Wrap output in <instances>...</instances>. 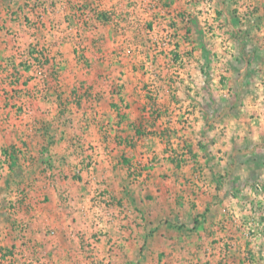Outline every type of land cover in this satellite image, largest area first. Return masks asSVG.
Listing matches in <instances>:
<instances>
[{"label":"crops","instance_id":"0c3cea01","mask_svg":"<svg viewBox=\"0 0 264 264\" xmlns=\"http://www.w3.org/2000/svg\"><path fill=\"white\" fill-rule=\"evenodd\" d=\"M131 1L0 0V120L7 119L4 121L7 125L3 126L7 129H0V213L12 215L14 211L3 206L1 196L18 186L14 171L23 162L25 171L20 172L19 177L32 180L29 187L24 185L28 191L29 213L23 216V221L28 225L27 236L33 243L35 239L46 242L52 238L44 234V229L49 223L53 226L58 222L52 218L59 212V205L55 203L60 204V200L50 206L49 198L58 200L61 196L59 223L64 237L53 236L56 240L51 243L53 247L60 243L63 251V243L72 242L74 250L63 251L72 259H93L103 264H223L220 260L222 240L215 243L218 247L209 246L204 239L206 228L199 226L201 222L195 224L185 219L191 215V210L173 202L176 193L173 194L171 187L178 189L175 179L179 178L174 166L169 165V171L167 166L162 169L148 166L147 171H139L136 181H132L134 174L128 171L127 164L136 159L140 151L152 147L151 141L155 138L146 134L160 133L167 126L164 116L176 114L172 113L170 93L162 84L165 83L162 61L153 56V48L147 42L150 23L146 15H132ZM182 1L158 0L161 18L177 23L184 14L192 18L199 15L194 8L200 9L197 3L202 0ZM209 1L208 18L216 16L228 20L249 8L251 17L261 18V23L264 20V0ZM81 6L86 11L98 7L106 18L94 25L93 32L83 31L77 23ZM135 16L142 25L137 26L132 20ZM161 27L158 22L160 30ZM247 29L252 32L248 36L240 32L244 37L237 41L239 76L243 83H247V79L254 81L253 67L264 68V25L256 23L255 27ZM77 33L81 38L80 48L75 44ZM129 44L135 46L130 53ZM35 45L50 57L49 64L60 69L61 80L46 81V89L44 84L34 83L31 76L34 68H22V62L15 58L17 52ZM192 75L191 81L199 76ZM186 76L191 75L186 72ZM152 83L160 87L156 97L161 106L147 95V85ZM19 104L29 106L19 114ZM61 114L65 116L62 122ZM40 116L49 121L45 128L51 135V144L45 151L42 149L44 139L37 137L28 145L33 150L30 159L20 160L18 156L17 161L15 156L13 160L6 155L3 151L17 142L14 135L20 134L25 123L22 122L26 121L29 130L36 133ZM53 116L57 117L53 119ZM90 160L96 163L94 170L85 172L84 164ZM4 162L5 169L2 168ZM47 162L54 167L46 168ZM165 184H169L170 189L165 188ZM102 190L109 200L104 197V202H99L94 195ZM126 206L135 212L134 227L129 223L131 219L122 213ZM127 224L134 228L132 235L128 233L131 229L125 231ZM99 227L109 231L110 242L102 238L93 240L92 234ZM120 228L124 229L120 231ZM16 234L15 227L12 230L10 224L0 221V264L11 260L17 264L16 252L23 255L30 251L28 243L20 242ZM204 243L209 247H203ZM81 244L87 245L82 247ZM5 249H12V255H5ZM240 256L238 252L230 255L226 263L240 264ZM87 260L81 264H86Z\"/></svg>","mask_w":264,"mask_h":264},{"label":"rangeland","instance_id":"374dc122","mask_svg":"<svg viewBox=\"0 0 264 264\" xmlns=\"http://www.w3.org/2000/svg\"><path fill=\"white\" fill-rule=\"evenodd\" d=\"M205 1L202 0L197 3L200 9L194 8L195 11L199 12L198 16L188 17L187 22L179 17L176 23L179 35L177 47L181 54L187 52L191 60L189 66L182 73V78L179 77L177 82L162 83L165 88L162 89L168 90L170 93L169 102L174 108L172 113L176 112V114L164 116L167 120V126L160 133L151 131L146 134L147 137L150 135L151 138H155L154 141H151L152 147L140 151L137 158L127 164L129 165L128 171L130 174H134V178L131 177L132 181H136L135 177L139 171L140 173L147 171L146 167L148 166L152 168L160 166L161 169L166 168L165 166L168 168L169 165L174 166L178 171L179 178L175 179L178 189L171 187L173 194L176 193L173 202L177 205H186L191 210V215L185 218L189 222H197V224L201 222L200 224H203L199 226L206 228L204 234L207 236L204 239L208 240L209 246L218 247L217 242L222 240L220 245L223 251L220 260L224 261L223 264H227L226 260L229 256H233L237 252L241 255L240 264H264V72H262L264 68L257 67L255 69L253 67L251 70L254 74L251 73V75L252 78L254 77V81L248 82L247 79V83H243L239 76L240 60L237 55L239 47L237 41L244 37L240 32L248 36V33L252 31L247 28L255 27L256 23H263L264 25V20L261 23V18L251 17L249 8L242 15H236L228 20L218 19L216 16L208 18L207 10L211 8V2ZM158 12V9L155 10L152 16L156 14L155 17H157ZM203 12L204 15H200ZM158 18H160L158 22L161 23L162 31L171 27L168 23L170 19H162L161 15ZM132 20L136 22L137 26L143 24L140 19V23L138 22L136 16ZM145 23L147 24V21ZM149 44L152 45L150 42ZM30 49L34 51L30 53ZM35 53L42 54L36 45L22 52H17L15 58L20 60L26 56V60L23 59L20 66L22 68L30 67L27 61L29 58H34ZM46 57L47 60L50 59L47 54ZM202 65L204 68L201 67ZM36 71L43 72L41 69H34L32 78L37 75ZM186 72L191 75L189 78H187ZM193 73L199 76H195L191 81L189 79ZM49 74L46 76L48 82L61 80V73H58V78L54 79H51ZM37 79L39 78L37 77ZM37 79L34 83L42 86L43 84L37 82ZM167 85L170 88L167 89ZM44 86L43 88L46 89L47 83H44ZM147 86L149 87L147 95L153 97L155 102L160 105L161 103L156 97L160 94V87L154 83ZM23 90H27V88L24 89L23 87ZM38 94L39 91L37 92L39 97ZM28 106L19 104L18 113H22L23 108ZM168 107L166 106V108ZM62 115L60 117L61 122L62 117H65ZM54 117L57 116L52 118L54 119ZM6 120L5 118L0 121V129L3 131L7 129L3 128L7 125V122L4 123ZM48 122L47 118L40 116L37 121V132L34 133L29 130L26 125L28 123L23 121L24 127L20 134L14 135L17 142L9 144L3 152L13 160L17 158L18 161V156H21L20 160L30 159L33 150H30L28 145L37 137L38 140L44 139L45 147L42 148L44 152L46 147L51 144V135L45 128V124ZM169 122L171 125H168ZM156 133L157 136L154 137ZM143 135H145L144 132ZM161 159L164 161L163 164L160 162ZM13 160H11L12 163H14ZM156 161L158 163L154 164ZM84 165L85 172H90L94 170L96 163L90 160ZM22 166H25L23 162L18 164V168L14 171L18 176V186L1 196L3 206L9 211L10 209L14 211L11 213L13 216L1 212L0 221L4 224H10L12 230L15 227L17 232L15 238L23 243L25 241L29 245L30 251L27 254L21 255L20 251L16 252L18 256L16 263H84L87 259L83 260L84 258H82L81 260L77 257L72 259L71 256L64 255L63 251L74 250L73 245H71L72 242L70 244L65 243L66 245L63 243V249H65L63 251H61L60 243H57L55 247L52 246L51 242L56 240L54 237L59 234L58 238L61 239L64 233V229L61 230L59 223L61 219V196L58 200L49 198L50 206H53L55 201L60 200V204L55 203L56 206L59 205V212L55 213L52 218L58 222H55L53 226L49 223L44 229V234L52 236V238L46 242L44 239H35L34 243L28 239V225L23 221L25 220L23 216L29 213V204L26 205L28 191L24 185L27 184L26 187H29L28 183L32 180L20 179V172L25 171ZM6 167L5 162L2 163V168L5 169ZM53 167L50 163H46V168L51 169ZM131 178L128 180L131 181ZM164 187L170 189L169 184H165ZM105 195L106 193L102 190L97 192L94 197L95 199L98 198L99 202H104V197L109 198ZM93 200L91 199V202ZM115 200L113 203L116 202ZM51 210L54 208L52 207ZM122 213H124L125 218L131 219L129 223L133 225L132 220L135 212L126 206L122 208ZM127 226L125 231L131 229L128 233H132L134 225L130 227L127 224ZM123 229L120 228V231ZM185 230H188V227ZM92 237L95 241L96 238H102L105 242H110L109 231L104 227H99L92 234ZM65 238L68 239L69 236ZM81 245L85 247L87 244ZM106 245L109 244L106 243ZM202 245L203 247L208 246L205 243ZM11 247L14 245L11 244ZM87 250L86 252H88ZM5 251V255H12L13 253L12 249H5ZM8 264H15V262L11 260ZM86 264L103 263L101 261L95 262L92 259L87 260Z\"/></svg>","mask_w":264,"mask_h":264},{"label":"built area","instance_id":"2783aa9c","mask_svg":"<svg viewBox=\"0 0 264 264\" xmlns=\"http://www.w3.org/2000/svg\"><path fill=\"white\" fill-rule=\"evenodd\" d=\"M206 2L205 0H203ZM97 6V5H96ZM98 9V7H97ZM97 9H90L86 11L82 6L78 10V20L77 23L82 27V30L85 32H93L94 25L97 22H102L101 15H104L102 11ZM159 9V2L158 0H132L130 2V11L131 13H137V14H143L146 15L147 20L150 23V29L147 30L148 37L147 40L152 44L153 48V56L160 57V60L162 61L161 67L162 70L165 71V76H162V78L167 83H175L177 82L178 78H182V73L185 71V68L189 66L191 60L189 59V55L187 52H181L179 51L178 45V32H177V24L176 22H173L172 20H169V25L171 27L166 28V30L162 31L158 29V18L159 14L156 16L152 13H155V10ZM203 14V13H202ZM188 17L190 15H182L180 18L183 19L184 22H187ZM152 24V25H151ZM174 25V26H173ZM154 35L152 36V34ZM75 38V44L80 48L81 44V38L79 37V34L74 36ZM133 45L129 44V53L130 50L134 51ZM33 49H30V53L33 52ZM34 58H29L27 63L30 65V67L42 71H36L37 75L34 77V79H37L39 82L44 84L47 81V74L51 75V79L58 78V73L60 72L59 67L53 66L49 64V59L47 60V57L45 53L37 54L35 53ZM26 57V56H25ZM23 58L26 60V58ZM32 57V56H31ZM23 59H20V62L23 61ZM24 60V61H25ZM49 71V72H48ZM169 81V82H168ZM1 121V120H0Z\"/></svg>","mask_w":264,"mask_h":264},{"label":"trees","instance_id":"16d2710c","mask_svg":"<svg viewBox=\"0 0 264 264\" xmlns=\"http://www.w3.org/2000/svg\"><path fill=\"white\" fill-rule=\"evenodd\" d=\"M101 18H102V20H105L106 19L104 15H101Z\"/></svg>","mask_w":264,"mask_h":264}]
</instances>
